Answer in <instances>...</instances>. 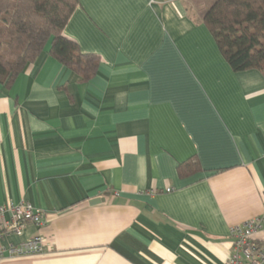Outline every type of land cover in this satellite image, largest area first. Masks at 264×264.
<instances>
[{"label":"crops","instance_id":"1","mask_svg":"<svg viewBox=\"0 0 264 264\" xmlns=\"http://www.w3.org/2000/svg\"><path fill=\"white\" fill-rule=\"evenodd\" d=\"M213 1L79 0L65 36L95 75L49 43L0 83V206L48 218L3 237L1 264H226L231 228L264 215V75L221 55ZM191 157L202 170L181 177ZM33 236L41 252L10 250Z\"/></svg>","mask_w":264,"mask_h":264},{"label":"trees","instance_id":"2","mask_svg":"<svg viewBox=\"0 0 264 264\" xmlns=\"http://www.w3.org/2000/svg\"><path fill=\"white\" fill-rule=\"evenodd\" d=\"M78 6L79 0H0V83L10 86L49 43L52 57L81 81L91 79L99 57L65 36ZM203 20L234 71L256 69L264 75V0H214ZM201 170L195 157L178 166L181 177Z\"/></svg>","mask_w":264,"mask_h":264},{"label":"built area","instance_id":"3","mask_svg":"<svg viewBox=\"0 0 264 264\" xmlns=\"http://www.w3.org/2000/svg\"><path fill=\"white\" fill-rule=\"evenodd\" d=\"M168 188L167 191H171ZM7 215L9 217L7 218ZM264 222V215L249 219L243 224L231 228L233 250L226 264H264V246H260L255 235ZM47 214L28 201L7 203L0 206V261L3 253L1 240L12 234L22 235L28 224L38 228L47 225ZM43 240L41 236H33L24 241L19 247H12L13 253L41 252ZM1 264V263H0Z\"/></svg>","mask_w":264,"mask_h":264},{"label":"rangeland","instance_id":"4","mask_svg":"<svg viewBox=\"0 0 264 264\" xmlns=\"http://www.w3.org/2000/svg\"><path fill=\"white\" fill-rule=\"evenodd\" d=\"M194 1H195V4L199 5L200 10H201V9H204V6H201L202 3H206V2H208V1H210V0H194ZM199 12H200V11H199Z\"/></svg>","mask_w":264,"mask_h":264}]
</instances>
